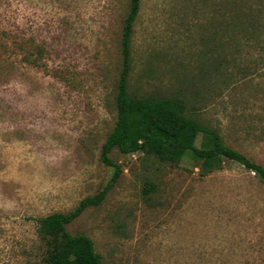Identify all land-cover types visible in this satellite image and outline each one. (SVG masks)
I'll list each match as a JSON object with an SVG mask.
<instances>
[{"label":"rangeland","instance_id":"374dc122","mask_svg":"<svg viewBox=\"0 0 264 264\" xmlns=\"http://www.w3.org/2000/svg\"><path fill=\"white\" fill-rule=\"evenodd\" d=\"M130 1L0 0V264L41 262L37 218L106 187L67 225L106 264H264V181L244 165L226 160L202 177L191 157L113 148L112 182L101 152L117 119ZM219 1L141 0L129 88L183 98L264 165V35L226 30Z\"/></svg>","mask_w":264,"mask_h":264},{"label":"trees","instance_id":"16d2710c","mask_svg":"<svg viewBox=\"0 0 264 264\" xmlns=\"http://www.w3.org/2000/svg\"><path fill=\"white\" fill-rule=\"evenodd\" d=\"M140 5L141 0L130 1L121 39L122 69L116 95L117 119L101 152L102 161L114 168L112 182L121 172L120 165L109 155L113 148L124 154H153L173 163L191 157L200 161L199 175L202 177L222 169L226 160H232L255 172L264 181V165L225 144L217 130L206 127L189 114L183 98L140 95L130 90L134 23ZM240 5L242 7L235 14L237 0L219 1L218 11L224 17L226 30L229 26L226 23L229 22L233 34L243 31L244 36L264 35V23L261 21L264 3L261 0H242ZM229 40L230 36L226 35L224 41L228 43ZM200 133L203 140L197 145ZM107 190L108 187L96 196L83 198L69 213L54 212L38 217L37 232L45 246V253L41 262L33 264H106L96 251L92 238L84 233L72 234L67 225L86 207L99 204Z\"/></svg>","mask_w":264,"mask_h":264}]
</instances>
